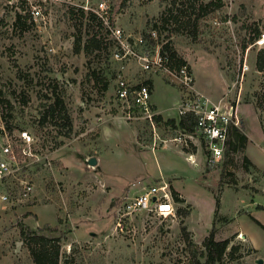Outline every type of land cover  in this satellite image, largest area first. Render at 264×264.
<instances>
[{
    "label": "rangeland",
    "instance_id": "374dc122",
    "mask_svg": "<svg viewBox=\"0 0 264 264\" xmlns=\"http://www.w3.org/2000/svg\"><path fill=\"white\" fill-rule=\"evenodd\" d=\"M175 1L171 12L178 21L173 17L163 26L161 17ZM99 2L0 0V150L13 143L19 166L26 165L15 183L27 173L35 187L33 202L16 205L1 198L13 183H0V264H33L21 227L55 226L61 264H199L211 232L236 247L220 264H264V250H253L233 224L234 215L249 204L264 208V169L246 171L240 150L212 161L198 135L197 144L186 147L184 132L160 114L162 120L153 124L126 119L114 94L116 45L107 25L135 36L162 26V37L189 65L196 90L237 107L239 128L248 129L252 147L264 156V71L256 67L261 49L253 46L256 31H264V0H222L220 8L211 5L201 12L195 28L185 25L193 0H109L102 18L96 14ZM196 8L191 19L200 15ZM97 31L104 38L102 48L89 55L79 52L76 40L81 38L83 47ZM244 65L249 67L245 72ZM146 74L136 63L128 68L136 81ZM155 83L164 114L180 117L179 84L163 74ZM56 95L65 103L69 125L61 119L42 122ZM22 131L34 137L32 150L39 160L19 153ZM164 183L174 215H122L130 198ZM47 205L52 212L40 216L28 210ZM262 210L257 216L264 221ZM256 232L257 242L264 244L263 231Z\"/></svg>",
    "mask_w": 264,
    "mask_h": 264
},
{
    "label": "built area",
    "instance_id": "2783aa9c",
    "mask_svg": "<svg viewBox=\"0 0 264 264\" xmlns=\"http://www.w3.org/2000/svg\"><path fill=\"white\" fill-rule=\"evenodd\" d=\"M109 0H100L96 14L101 16L109 10ZM40 12L37 11V14ZM214 24L220 23L216 20ZM112 39L116 45L112 53V59L117 64L116 83L114 94L124 110L123 115L128 120H148L153 124L158 112L154 109L151 98L152 90L147 81H136L128 76V68L136 63L142 72L153 75L163 74L177 82L182 89L181 104L178 107L180 116L191 114L194 119V131L184 132V145L197 144L195 135L204 142L207 155L212 161H219L225 155V147L232 127L239 128L240 119L238 108L228 103H213L209 98L198 92L194 84V76L189 65L184 64L178 68H172L168 53L163 51L169 44V40L161 35V30L155 26L137 36L125 34L118 27L107 24ZM253 46L264 49V31L255 37ZM243 66V72L248 70ZM19 153L27 159L39 157L33 152L32 146L35 139L28 131H22L20 136ZM182 141L181 138L178 139ZM202 142V141H201ZM21 147V149H20ZM194 155H190V159ZM195 163V160H193ZM25 166H19L18 155L15 153L13 143L8 141L0 150V183L5 181L13 183L12 191H5L1 198L4 201H12L16 205L31 203L35 196V187L32 179L25 172ZM16 185V187H14ZM147 214L158 217H168L175 214L174 202L168 191L167 183L156 184L145 192L130 198L123 206L122 215L125 218L134 214Z\"/></svg>",
    "mask_w": 264,
    "mask_h": 264
},
{
    "label": "trees",
    "instance_id": "16d2710c",
    "mask_svg": "<svg viewBox=\"0 0 264 264\" xmlns=\"http://www.w3.org/2000/svg\"><path fill=\"white\" fill-rule=\"evenodd\" d=\"M198 0H193V2H190L189 6L192 8V12H190V15L187 17V21L185 22V25L187 26H193L194 28L197 26L198 18L201 16V12L205 11L208 7L211 5H214L213 7L215 8H220L222 4V0H217L216 3L210 2L208 3L207 6L204 5H198L197 4ZM197 4V5H196ZM195 6H198L197 8ZM173 8H176V1L174 4H172V7L166 11L162 17H161V23L163 26L165 24L169 23V19L175 18V22L178 21V15H173L171 10ZM199 9L200 15L195 17L196 19H191L193 12L195 9ZM167 14H170L167 17ZM20 15L17 16V19L15 21L16 24L21 21ZM156 28H159L161 30V27L159 24L155 25ZM99 28H102V23H100ZM195 32V31H194ZM260 33V30L256 31V35ZM104 44V38H102L99 35V31H97L95 34H92L91 37L86 41L84 46L82 47L81 44V38H78L76 40V46L79 49L78 51L80 52L81 49L85 52L86 55H89L95 50H100ZM163 51H166L168 53V58L171 62V67L172 68H178L181 65L186 64V62L178 56L176 51L173 49V47L168 44L164 47ZM256 67L259 71H264V49H261L257 55V60H256ZM95 77H97L96 73H92ZM94 77V78H95ZM151 88V83L150 81L148 82ZM3 106V101L0 97V107L2 108ZM155 109V108H154ZM61 119L65 122L66 125L70 124V119L67 114V109L65 106V103L61 97L58 95L55 96L54 101L50 103L45 110L43 114V119L42 122H46V120H49L53 123H57V120ZM157 121L162 120L161 116H157L155 118ZM168 125H173L175 128L179 127L185 132L191 133L194 131V122L195 119L191 114H188L186 116H181V119L179 121V124L176 125V120L175 119H169L166 121ZM248 143V137L244 134L242 128H237V127H232L230 130V134L228 137V141L226 143L225 147V155L228 157L230 156L233 152L237 151H244L246 145ZM243 166L246 171H250L252 167L257 168L250 160L249 158L245 155L243 156ZM221 178H223V172L221 174ZM223 182L220 180V189L223 188ZM174 198L177 201H181L177 197V193L174 192ZM220 206V199L216 197V203H215V212L219 209ZM257 209H263L262 206H257ZM249 217L264 231V225L260 223L258 220L253 218L251 215ZM60 230L59 227H53V228H39L36 230H30V229H24L21 227V238L23 242L25 243L26 247L29 250V253L31 255L33 264H61V237L57 235ZM52 233V234H49ZM54 234V235H53ZM232 240L231 239H224V240H216L215 239V234L214 232H211V234L203 241V251H202V259L204 261L199 264H220V262L223 260V258L229 254L232 255L233 252L236 250V247L230 246ZM230 251L228 252V249Z\"/></svg>",
    "mask_w": 264,
    "mask_h": 264
},
{
    "label": "crops",
    "instance_id": "0c3cea01",
    "mask_svg": "<svg viewBox=\"0 0 264 264\" xmlns=\"http://www.w3.org/2000/svg\"><path fill=\"white\" fill-rule=\"evenodd\" d=\"M156 76H157V74H153V75L146 74L145 75L146 78H150V83L152 85L151 86V90H152L151 103H152L153 107L156 109L158 114H160L164 118H168V120L178 118L179 117L178 115L177 116H174V115L170 116V115L164 114V110L159 107V105H158L159 102L157 101V85L155 83V77ZM198 92H200V91H198ZM181 98H182V95H181ZM181 98H180V101H181ZM212 102L213 103H219L220 100H219V98H217L215 101H212ZM180 119H181V116L179 117L178 122L176 121V125L179 124ZM243 132L248 137V143L244 149V156L246 155L249 158V160L258 169L259 168L264 169V156H262V154L255 147H252L253 139H252V136L249 133L248 129H247V133L244 130H243ZM253 200L257 201L256 198H253ZM257 204H258L257 202L251 203L248 205L249 209H246L245 212L235 214L233 224L235 225V227H238L237 232H240L243 236L247 237L249 241H251V243L254 246L253 250L262 251V250H264V244L257 242L258 237L256 235L257 234L256 230H257V228L260 229L261 231H263V230L249 217V215H251L253 218H255L256 220H258L260 223H262L264 225V221L261 220L260 218H258V216H257L258 211L262 210V209H260V210L257 209V206H259ZM50 208H51V205H47L46 208H45V206H43L42 208H40V207L38 208L37 206H35V207L33 206V207L29 208L28 210H29V212H32L35 215L40 216L41 213L47 214V212H52V210ZM263 233H264V231H263Z\"/></svg>",
    "mask_w": 264,
    "mask_h": 264
},
{
    "label": "water",
    "instance_id": "95a60500",
    "mask_svg": "<svg viewBox=\"0 0 264 264\" xmlns=\"http://www.w3.org/2000/svg\"><path fill=\"white\" fill-rule=\"evenodd\" d=\"M91 164H94L95 163V160L94 159H92V161L90 162Z\"/></svg>",
    "mask_w": 264,
    "mask_h": 264
}]
</instances>
